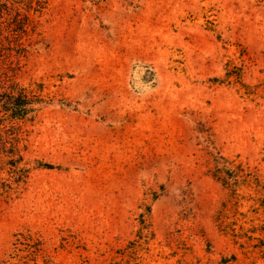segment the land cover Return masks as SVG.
<instances>
[{"label":"rangeland","instance_id":"1","mask_svg":"<svg viewBox=\"0 0 264 264\" xmlns=\"http://www.w3.org/2000/svg\"><path fill=\"white\" fill-rule=\"evenodd\" d=\"M13 89L0 264H264V0H0Z\"/></svg>","mask_w":264,"mask_h":264},{"label":"trees","instance_id":"2","mask_svg":"<svg viewBox=\"0 0 264 264\" xmlns=\"http://www.w3.org/2000/svg\"><path fill=\"white\" fill-rule=\"evenodd\" d=\"M35 104V102L27 99L23 92L16 91L15 89L0 95L1 111L10 120L22 121L26 119L29 114L35 111ZM46 167L52 168V165H46ZM212 176L223 185L230 186L232 190H235V188L239 187V184L243 183L250 187L252 185L257 188L263 186L259 181H256L254 184H249L252 174L248 173L241 163L228 162L226 159L225 163L217 159Z\"/></svg>","mask_w":264,"mask_h":264}]
</instances>
